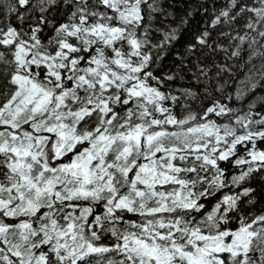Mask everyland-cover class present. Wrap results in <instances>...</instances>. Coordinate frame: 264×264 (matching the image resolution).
Here are the masks:
<instances>
[{
	"label": "snow or ice",
	"instance_id": "6c2138e0",
	"mask_svg": "<svg viewBox=\"0 0 264 264\" xmlns=\"http://www.w3.org/2000/svg\"><path fill=\"white\" fill-rule=\"evenodd\" d=\"M258 88L264 0H0V264H264Z\"/></svg>",
	"mask_w": 264,
	"mask_h": 264
},
{
	"label": "trees",
	"instance_id": "16d2710c",
	"mask_svg": "<svg viewBox=\"0 0 264 264\" xmlns=\"http://www.w3.org/2000/svg\"><path fill=\"white\" fill-rule=\"evenodd\" d=\"M7 2V0H6ZM179 10V8H178ZM197 19L199 20V17H197ZM188 35L185 34L184 37H182L180 39V41L177 44V48H181L182 45L184 44V42L188 39ZM173 57L171 55H167L163 58L162 60V65L163 67L161 68V71L165 70L167 68V66L171 63ZM235 85L233 84L232 87L229 89L230 92L234 91ZM264 94V88H258L257 90H254V94H250L249 97L247 98V103L252 102V100L255 99L256 96ZM236 106H239L238 104ZM259 107V106H258Z\"/></svg>",
	"mask_w": 264,
	"mask_h": 264
}]
</instances>
